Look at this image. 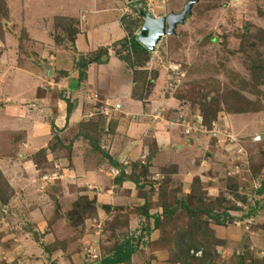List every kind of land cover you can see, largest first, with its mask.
Here are the masks:
<instances>
[{
    "label": "rangeland",
    "instance_id": "374dc122",
    "mask_svg": "<svg viewBox=\"0 0 264 264\" xmlns=\"http://www.w3.org/2000/svg\"><path fill=\"white\" fill-rule=\"evenodd\" d=\"M11 1L15 14L19 18L23 15L30 17L31 20L26 22L35 25H42L39 20L35 23L34 18L48 13L52 3L66 2ZM82 1L90 7V0ZM187 1L108 0V4L113 6L125 27L124 35L136 37L143 19L140 10L148 11L151 16L176 13ZM80 2L74 0L76 6ZM27 9L29 13L25 12ZM56 20L53 22L54 27L58 26L54 34L59 41L56 43L61 44L63 37L68 42L74 21L70 18ZM122 45L121 39H116L111 45L99 46L106 48V55L99 61L89 60L87 63L106 61L108 52L120 59L123 73L131 77L129 93L123 94V91L117 98L111 95L104 98L92 90L82 93V77L76 80V76L71 75L68 78L70 86H81L78 92L81 95L75 94L72 100H80L81 107L90 105L91 113L84 116H88L86 130L94 135L102 151L94 149L87 140V144L76 147L74 157L70 153L72 147L71 151L68 150V146H75L76 142L70 143L74 135L69 134L63 141L66 149L64 145L57 147L62 143L54 134L49 135L42 148L21 152L18 145L25 137L17 131L30 125L31 118H34L32 111L26 119L22 117L18 121L13 117L11 121H4L9 113H6L5 105L0 108V164L2 168L7 167V179L4 175L5 179H0V187L4 185V190H0L4 191L5 197L4 203L0 201V264H100L91 256L93 247L94 252L102 257L113 243L138 227L140 230L145 227L144 234L128 264H264L262 245L236 248L228 244L224 246L226 248L220 247L224 241L220 236L229 234L227 226L247 229L253 223H260L262 225L258 226L264 231V205L258 206L257 210L263 216L261 220L247 215L249 205L254 201L258 204L259 199L264 198V190L259 193L255 187L264 178V77L258 75L259 70L253 75L250 71L253 60L264 62V0H193L183 19L160 35L154 46L142 51L137 59L126 45ZM24 48L30 51L28 45ZM26 50L22 48L19 52L24 61L33 63L38 60L26 55ZM94 55L95 52H91L82 56L90 58ZM73 57L74 68L79 54ZM5 78L2 71L0 81ZM23 82L29 83L30 80ZM64 83H58L45 73L38 82V92L45 89L47 98L53 101L49 86L56 84L61 88ZM2 90L0 104L13 100ZM214 91L223 93L227 102H252L259 98V105L263 104L255 112H235L224 109L225 104L220 101L215 119L206 123L199 101L203 94L206 97L202 99L207 101ZM127 94L133 103L127 100ZM60 97L64 101L67 99L63 95ZM48 99L38 105L39 111L47 105ZM118 103H122V108ZM52 111L49 108L43 117L47 119ZM125 120L134 121L133 158L125 147V151L116 155L110 153L111 138L126 134ZM11 124L15 125L14 129ZM50 130L55 133L61 129L51 126ZM158 131H174L177 135L176 143L167 146V152L161 151L162 158L154 156L163 150L153 143ZM108 134L110 141L103 139L108 138ZM53 144L54 148H50ZM70 157L76 159L74 164L68 162ZM109 157L117 165L111 164ZM119 167L136 179L135 189L143 188L141 191L137 189L136 193H145L142 206L148 203L147 209L151 211H160L164 204L173 206L178 197L187 199L190 189H195L207 203H213L218 195H223L220 207H213L211 212L225 207L227 215L232 218L219 216L222 222L216 224L200 212L199 220L206 222V227L203 225L205 234L201 235L197 229L201 226L194 227L196 223L177 206L172 214L162 215L163 223L157 227L152 223L149 224L151 228L142 226L144 222L140 225L137 221V226L133 221L130 228L127 222L122 224L119 221L111 227L116 213L127 215L129 211L137 215L139 212L135 209L140 207L134 204V200L127 198L122 202L118 198L119 204H112L107 210L109 214L102 210V201L115 195L112 180ZM7 180L16 183H13L15 191ZM97 192L100 195L96 197ZM240 195L247 196L242 200ZM231 204L234 206H229ZM138 233H133L134 237ZM242 249L244 252L241 253ZM204 250L207 256H202ZM235 255L244 258L239 262Z\"/></svg>",
    "mask_w": 264,
    "mask_h": 264
},
{
    "label": "crops",
    "instance_id": "0c3cea01",
    "mask_svg": "<svg viewBox=\"0 0 264 264\" xmlns=\"http://www.w3.org/2000/svg\"><path fill=\"white\" fill-rule=\"evenodd\" d=\"M82 2L83 1L81 0V2L77 4V6L74 3V0H66V2L62 1L59 3L57 2L56 4L52 3V6L47 10L48 13L46 12L43 15L39 14L38 17L34 18L35 23L36 20H39V23H41L42 25H35L26 22L28 19L31 20L30 17H26V15H23V18H19L18 15L15 14L12 8L11 0H1L2 10L0 14V61L2 62H0V70L5 73L6 78L0 81V89H3L2 92H6V97L11 99L13 98V100L7 103L2 102L0 104V108H4L3 105H5V108L7 110L6 113H9V115H5L4 121H11L13 117H15L16 120L18 119V121L22 120V117H24L23 119H26L27 115L31 114V111L34 116V118H31L32 123L30 121V125H24L22 129L18 128L19 131L17 132L21 133V135L25 137V140L18 145L21 152L25 150L27 153H29L42 148L45 145L44 141H47L49 135L51 136L54 134L61 141L62 145L65 146L66 144L64 143V140L66 139V137L68 138L70 136L69 134H72V136H74L71 139L70 143L73 144L74 142H76L75 146L73 144L70 147L68 146L69 149L67 147L66 149L71 151L72 147V151L70 153H72V155L74 156V154H76V147L79 148V145H83L87 141L80 135L75 136V133L78 130V124L81 121H85L88 119V116H84L86 115V113L90 114L91 110L90 105L88 107H86L85 105L81 107L82 103L80 102V100L79 102L77 101V99L75 101L72 100V97L76 96L75 94L81 95V93H78L81 90V86H70L68 81V78L71 75L77 76L76 71L72 67V59L74 58L73 56H75L76 54H79V56H82L83 54H90L91 52L93 53L96 48L101 45H111L113 41H116V39H120L124 36L125 30L120 23L118 15L112 9L113 6L108 4V0H90V7L86 6L84 2ZM25 12L29 13L30 10L27 9V11L25 10ZM57 18H70L74 21L73 29H75L72 34V39L67 38L68 42L64 41L63 37V39H60L61 44H58V40V43H56V36L54 34L56 32V27L58 26L54 27L53 22H56ZM36 29L37 31H35ZM60 37L61 35L59 36V38ZM20 45H22L23 47L20 48ZM26 45H28L27 49H29L30 51H27L24 48V46ZM22 48L23 51L26 50V55L28 54L31 57H36L39 61L36 60L33 63L27 60L24 61L22 54L19 53L20 49ZM122 67L123 66L121 64V60H118V58L114 57L113 55L111 56L109 52L106 61L88 62L85 66L81 79L83 82L82 88H84L82 90V93L86 90H92L97 92L98 95L102 94L104 98H108L110 95L114 98H117L118 95H120V93H122L123 91V94L129 93V91L131 90V77L129 76V74L123 73ZM115 70H117V72H115ZM2 71H0V74L2 73ZM45 73L51 76L52 79L58 81V83L63 84L65 82L64 87L61 88H57L56 84H52L53 86H49V90H52L53 92V101L47 98V92L45 89H43L44 91H39L40 93L38 92V82L39 80H42L43 74ZM28 79L30 80L29 83L23 82L24 80ZM61 94L64 98H67L70 105L72 104L68 114L65 113L66 101L61 99ZM126 98H128V94L126 95ZM47 99V105H50H45L46 108L44 107L42 108V111H39L40 108L38 105H41L43 100ZM127 100H130L131 103L134 102L131 98H128ZM121 104L118 103L120 107ZM102 105L104 106V104ZM102 105L99 106L103 107ZM49 108L53 110L52 115H50L46 119L45 117H43V115L46 114ZM44 109H46L45 114H42ZM125 122H127L128 124H125L127 127H125L126 134L122 136L114 135V137L111 138L110 153L116 155L118 152H121L126 148L127 154L131 158H133L134 121L125 120ZM13 125L14 124H11L14 129L15 125ZM51 126L56 127L57 130H61L54 133L50 130ZM158 132L159 133L157 134L159 135L156 136L153 143L157 148L163 147V150H159L154 154V156L156 155V158L161 157L160 155L163 154L161 151L167 152V146H169L171 143L175 144L177 137L174 131L172 133H169L167 131ZM103 139H107V141H110V134H108V138L104 137ZM83 148L84 147L82 146V149ZM62 149L63 148H61V150ZM145 150H147L146 144ZM74 157L73 159L70 157L68 162L74 164L76 161ZM162 160H165V158ZM77 163L76 164L79 166L80 164L78 161ZM5 168L7 169V167ZM5 168H2L0 164V170L6 178ZM112 182L114 181L112 180ZM13 183L14 182L8 181L9 187L14 190V188L16 187L14 184L16 183ZM114 184L115 185L113 188L116 190L115 195H109L108 199L102 201L104 205L101 208L105 214H109V211L107 210L109 208H112V204H119L120 201L123 202V200H127V198L129 200H134V204L142 206L145 194L143 193V195H139V193L136 192L138 190L141 191L140 189L143 188L139 187L137 188L138 190L135 189L136 185L127 178H124L119 182H114ZM98 195H100V193L97 192L96 197ZM118 198L120 199V201H118ZM258 202L259 203L257 205L260 206L259 208L263 207L264 198L259 199ZM117 207L120 208L119 205H117ZM259 208H257V210H259ZM257 210L250 216L252 218H255L256 220H261L263 216L260 215V212L258 213ZM152 212L153 211H151L150 208L147 209V214H142L140 212L137 213V215H134V213L131 214L128 211L127 223L129 225V228L130 224H132L133 221L136 226L137 222L140 225L141 222H144L142 226H150L149 224L152 223L150 214ZM258 225L262 224L253 223V225H251V227L247 229H244L240 226H227V229L229 230L227 232L234 237L231 238L230 235L226 233L223 235V237L220 236L221 240H224L222 242L223 244H220V247L226 248L228 244L236 248H243L244 246L249 244H254L259 247L262 245L263 247L264 231L260 229L261 226ZM143 228H141L142 230H140V227H138L135 230H132V232H129V235L134 236L133 233L136 232H139L137 235H143ZM216 230L217 228H215V231ZM224 232H226V230H224ZM242 252H244L243 249L241 253ZM263 253L264 251H262L261 254ZM134 256L135 253H132L130 256V262L133 260ZM114 264L128 263L117 262Z\"/></svg>",
    "mask_w": 264,
    "mask_h": 264
},
{
    "label": "trees",
    "instance_id": "16d2710c",
    "mask_svg": "<svg viewBox=\"0 0 264 264\" xmlns=\"http://www.w3.org/2000/svg\"><path fill=\"white\" fill-rule=\"evenodd\" d=\"M1 0H0V14H1ZM124 30L126 31L125 27H123ZM74 29L71 28V30L69 31L70 33V39H72V34H73ZM121 39V42H123L122 46H127L129 52H132V56L137 59L140 55V53L146 50V47L139 41L136 40V37L133 36V34H130L129 36L124 35ZM95 55L90 57V58H84L83 56H79L78 60L75 63L74 66V70L76 71V80L80 79L82 77L83 74V68L86 66L87 61H99L101 60V57L106 55V48L105 47H98V49H96L95 51ZM126 59L128 60V57H126ZM130 66L134 67L132 62L129 63ZM264 65V62L262 63V61H256L253 60L251 62V75H253V73H257V70H259V74L260 76L264 77V70L262 71V66ZM261 70V72H260ZM254 77V76H253ZM73 81V80H72ZM255 93V92H254ZM258 92H256L257 94ZM259 94V93H258ZM257 96V95H256ZM205 94L202 95V98H205ZM201 101H199L200 104V109L203 112V115L205 117L206 123L210 122L212 119H215L217 110L220 109L219 106V102L223 101L225 106L224 109L226 108L227 111H235V112H245V111H257V108H260V106L262 107V104L259 105L260 101L259 98L254 99L252 102L250 100H247L245 102V100H239L238 102H227V100L225 99V95L222 93H216V91H214V94L209 97L206 101V99H202ZM222 98V99H220ZM264 100V99H263ZM66 113L69 112L70 110V103L68 102V100L66 99ZM259 105V107H257ZM95 109V108H94ZM88 124V121H81L78 124V130L75 133V136H81L83 138H85L86 140H88V142L92 145V147L94 149L100 150L102 151V147H100L98 145V141L97 139L94 137V135H91L89 130H86V125ZM57 147H63L62 144H57ZM66 147V146H65ZM50 148H54V144L51 145ZM107 156V155H106ZM109 161L111 162V164L117 165V163L111 159L110 157L108 158ZM131 176L126 174L125 172H123V169L121 167H119V171L118 173H116V175L113 177V181L114 182H119L120 180L127 178L130 179V181H132L133 183H136V179L135 178H130ZM4 178L2 171L0 170V179ZM2 183V182H1ZM0 183V184H1ZM6 183V182H5ZM165 183V182H164ZM234 186V185H233ZM4 185H2L0 188L2 190H4ZM0 190V201L2 203H4L5 197L2 194V191ZM256 190L260 193L264 190V178H262L259 182V186L256 187ZM197 191L195 189L191 190L188 192V196L187 199H185L184 197H178V199H176L174 201V205L173 206H169V205H163L160 211H153L150 216L152 218V224L154 227H157L159 224L163 223L161 220L162 215H170L172 214V212H174L175 208L181 209L182 211L184 210L188 216L189 219L193 220V223H196L194 225L195 226H201L200 229L201 231V235H204V230H206L204 228V226L206 227V222L204 220H199V213L200 212H204V214L207 215L208 218H210L211 220L214 221V223L218 224L222 222V219L219 216L222 217H228V219H231L232 216L227 215L226 213V208L225 207H221L220 209H217L216 212H211L213 207L219 208L220 207V201H222V197L223 195H218V197H216L215 201L213 203L209 202H205V200H203L202 198V194L200 195V193H196ZM145 194V193H144ZM241 199L244 200L246 198L245 195H240ZM194 200V201H193ZM175 203L177 204L175 206ZM87 204H89V202L87 201ZM147 205L144 206H140L138 208L135 209V211L137 212H141L142 214H147ZM212 205V206H211ZM229 206H234V205H229ZM107 207V206H106ZM234 208V207H233ZM236 208V207H235ZM258 205L256 203V201H254L253 205H249L248 211H247V215H252L253 213H255V211L257 210ZM119 221V223L125 224L127 222V215L123 214L121 215L120 213H116L114 215V217L112 218L111 221V227H114L116 222ZM191 222V221H190ZM192 223V222H191ZM192 225V226H193ZM204 225V226H203ZM210 230V229H209ZM208 231V230H207ZM142 237V234L137 235L136 237L132 236V235H125L123 236L122 240L115 242L111 245L110 249H108V253L102 255V257H100V259L98 260V262L100 264H114L117 262H127L130 259V256L132 253H134L137 249V246L139 244V241ZM219 242V241H218ZM202 256H207L205 250L203 251V255ZM235 257L238 259V261H242V259L244 258V256L242 255H235ZM202 257H200L199 259H201Z\"/></svg>",
    "mask_w": 264,
    "mask_h": 264
},
{
    "label": "water",
    "instance_id": "95a60500",
    "mask_svg": "<svg viewBox=\"0 0 264 264\" xmlns=\"http://www.w3.org/2000/svg\"><path fill=\"white\" fill-rule=\"evenodd\" d=\"M132 1V0H127ZM136 1V0H133ZM193 0H188L178 12H168L160 16H151L148 11L140 12L143 19L136 33V40H139L146 48H151L159 40L160 35L170 31L177 21H181L188 10V5ZM167 24V28H165Z\"/></svg>",
    "mask_w": 264,
    "mask_h": 264
},
{
    "label": "built area",
    "instance_id": "2783aa9c",
    "mask_svg": "<svg viewBox=\"0 0 264 264\" xmlns=\"http://www.w3.org/2000/svg\"><path fill=\"white\" fill-rule=\"evenodd\" d=\"M115 169V171L117 172L118 171V168H114ZM92 251H93V253H92V257H94L95 258V260H99V257H100V255H99V253L98 252H94L95 251V247H93L92 248Z\"/></svg>",
    "mask_w": 264,
    "mask_h": 264
},
{
    "label": "clouds",
    "instance_id": "9594fccd",
    "mask_svg": "<svg viewBox=\"0 0 264 264\" xmlns=\"http://www.w3.org/2000/svg\"><path fill=\"white\" fill-rule=\"evenodd\" d=\"M259 181V180H258ZM260 182V181H259ZM259 186V184L257 185V186H255V187H258Z\"/></svg>",
    "mask_w": 264,
    "mask_h": 264
}]
</instances>
